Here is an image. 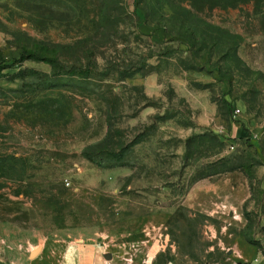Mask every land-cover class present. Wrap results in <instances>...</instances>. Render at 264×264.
Listing matches in <instances>:
<instances>
[{"label":"rangeland","instance_id":"374dc122","mask_svg":"<svg viewBox=\"0 0 264 264\" xmlns=\"http://www.w3.org/2000/svg\"><path fill=\"white\" fill-rule=\"evenodd\" d=\"M254 1L0 0V264H264Z\"/></svg>","mask_w":264,"mask_h":264},{"label":"trees","instance_id":"16d2710c","mask_svg":"<svg viewBox=\"0 0 264 264\" xmlns=\"http://www.w3.org/2000/svg\"><path fill=\"white\" fill-rule=\"evenodd\" d=\"M258 6H261L264 4V0H255L254 1ZM22 59L24 60V62L29 61V60H40L42 62H45L47 64H50L54 69H57L60 65H61V61L59 60V58L57 57H47V56H43L41 54H37L34 52H30L27 50H24V53L22 55ZM4 221H8V222H16L15 220H8V219H3Z\"/></svg>","mask_w":264,"mask_h":264},{"label":"water","instance_id":"95a60500","mask_svg":"<svg viewBox=\"0 0 264 264\" xmlns=\"http://www.w3.org/2000/svg\"><path fill=\"white\" fill-rule=\"evenodd\" d=\"M34 255H36V253ZM111 258H112L111 255H107L106 257L107 260H110Z\"/></svg>","mask_w":264,"mask_h":264},{"label":"bare ground","instance_id":"6f19581e","mask_svg":"<svg viewBox=\"0 0 264 264\" xmlns=\"http://www.w3.org/2000/svg\"><path fill=\"white\" fill-rule=\"evenodd\" d=\"M76 260V259H75Z\"/></svg>","mask_w":264,"mask_h":264}]
</instances>
